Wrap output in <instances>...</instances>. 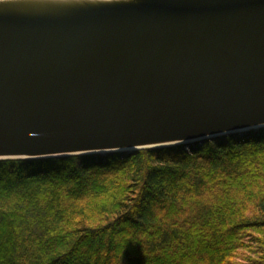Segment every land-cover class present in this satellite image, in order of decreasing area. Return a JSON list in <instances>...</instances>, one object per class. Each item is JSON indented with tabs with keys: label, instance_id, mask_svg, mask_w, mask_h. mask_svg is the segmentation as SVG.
Wrapping results in <instances>:
<instances>
[{
	"label": "water",
	"instance_id": "water-1",
	"mask_svg": "<svg viewBox=\"0 0 264 264\" xmlns=\"http://www.w3.org/2000/svg\"><path fill=\"white\" fill-rule=\"evenodd\" d=\"M264 128V0H0V161Z\"/></svg>",
	"mask_w": 264,
	"mask_h": 264
},
{
	"label": "trees",
	"instance_id": "trees-1",
	"mask_svg": "<svg viewBox=\"0 0 264 264\" xmlns=\"http://www.w3.org/2000/svg\"><path fill=\"white\" fill-rule=\"evenodd\" d=\"M0 264H264V128L0 161Z\"/></svg>",
	"mask_w": 264,
	"mask_h": 264
}]
</instances>
